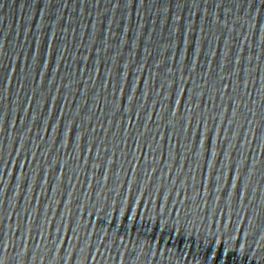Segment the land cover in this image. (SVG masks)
<instances>
[{"label": "water", "instance_id": "95a60500", "mask_svg": "<svg viewBox=\"0 0 264 264\" xmlns=\"http://www.w3.org/2000/svg\"><path fill=\"white\" fill-rule=\"evenodd\" d=\"M0 264H264V0H0Z\"/></svg>", "mask_w": 264, "mask_h": 264}]
</instances>
